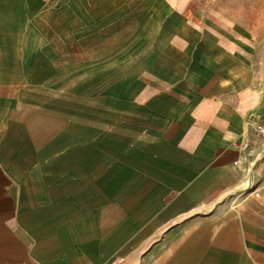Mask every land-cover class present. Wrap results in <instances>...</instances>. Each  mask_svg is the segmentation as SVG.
<instances>
[{
	"label": "crops",
	"instance_id": "obj_1",
	"mask_svg": "<svg viewBox=\"0 0 264 264\" xmlns=\"http://www.w3.org/2000/svg\"><path fill=\"white\" fill-rule=\"evenodd\" d=\"M263 122L231 23L0 0V264H264Z\"/></svg>",
	"mask_w": 264,
	"mask_h": 264
},
{
	"label": "rangeland",
	"instance_id": "obj_2",
	"mask_svg": "<svg viewBox=\"0 0 264 264\" xmlns=\"http://www.w3.org/2000/svg\"><path fill=\"white\" fill-rule=\"evenodd\" d=\"M175 15L198 12L231 23L264 67V0H173Z\"/></svg>",
	"mask_w": 264,
	"mask_h": 264
},
{
	"label": "built area",
	"instance_id": "obj_3",
	"mask_svg": "<svg viewBox=\"0 0 264 264\" xmlns=\"http://www.w3.org/2000/svg\"><path fill=\"white\" fill-rule=\"evenodd\" d=\"M254 133L256 135H262V136H264V122L261 125L257 126L254 129ZM250 192L251 193H254L256 196H259L260 195V192L257 191L256 189H252Z\"/></svg>",
	"mask_w": 264,
	"mask_h": 264
}]
</instances>
